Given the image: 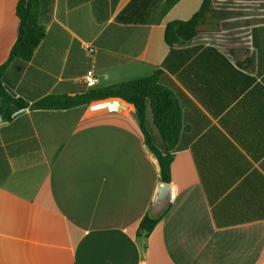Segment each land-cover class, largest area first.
I'll list each match as a JSON object with an SVG mask.
<instances>
[{
    "label": "crops",
    "instance_id": "crops-1",
    "mask_svg": "<svg viewBox=\"0 0 264 264\" xmlns=\"http://www.w3.org/2000/svg\"><path fill=\"white\" fill-rule=\"evenodd\" d=\"M18 1L0 0V67ZM203 2L39 0L45 38L30 61L9 63L3 84L32 105L149 78L170 54L167 25ZM242 7L205 27L238 39L203 44V34L179 50L202 49L163 70L183 149L171 165L175 199L149 235L139 226L160 178L131 114L26 109L0 125V264H264V4Z\"/></svg>",
    "mask_w": 264,
    "mask_h": 264
},
{
    "label": "trees",
    "instance_id": "trees-1",
    "mask_svg": "<svg viewBox=\"0 0 264 264\" xmlns=\"http://www.w3.org/2000/svg\"><path fill=\"white\" fill-rule=\"evenodd\" d=\"M228 8H217L212 0H204L200 10L188 21H174L165 29V43L170 54L162 67L156 68L149 78L124 82L108 87L92 89L87 93L67 96L52 95L29 105L21 98L8 93L4 84V72L11 61L20 59L30 61L38 46L45 38L46 30L39 19V0H19L16 16L19 19V32L10 51L8 61L0 67V125L10 122L13 116L23 109L30 110H69L76 107H89L93 103L119 99L131 105L138 118L144 143L157 156L162 182L171 183V165L175 155L183 149L181 143L183 115L173 89L167 85L164 69L175 54L183 52L191 57L203 48L196 45L188 50H179L206 33L211 19L222 15H239ZM249 14V13H247ZM259 68L264 73V50H256ZM160 219H151L149 214L143 218L139 232L149 235Z\"/></svg>",
    "mask_w": 264,
    "mask_h": 264
},
{
    "label": "water",
    "instance_id": "water-1",
    "mask_svg": "<svg viewBox=\"0 0 264 264\" xmlns=\"http://www.w3.org/2000/svg\"><path fill=\"white\" fill-rule=\"evenodd\" d=\"M5 88L13 97L16 95L10 88L6 86ZM25 111L26 109H23L15 115ZM125 112H130L131 116L138 122L135 112L130 110V105L119 99L106 100L92 104L88 108L87 117L92 118L111 113L123 114ZM143 148L149 155L150 161L154 164L160 178V182L156 185L148 214L151 219H160L168 211L171 204L173 203L176 196V189L172 183L161 181L162 171L157 156L147 145H144Z\"/></svg>",
    "mask_w": 264,
    "mask_h": 264
},
{
    "label": "rangeland",
    "instance_id": "rangeland-1",
    "mask_svg": "<svg viewBox=\"0 0 264 264\" xmlns=\"http://www.w3.org/2000/svg\"><path fill=\"white\" fill-rule=\"evenodd\" d=\"M264 0H222L220 2H217L216 7L217 8H232V9H238V8H243L242 6H246L248 9H251V12H255V10H258L261 8V5H263ZM210 21H213L211 19ZM236 32L234 33H224V31L220 28H216L214 26L207 27L206 28V33L204 35H207L208 40L207 41H200L203 44L205 43H217L225 45L228 39H238V36H235ZM229 34H235L232 36H229ZM203 35V34H202ZM201 35V36H202ZM130 110L134 111V108L131 106ZM128 116H130V113H126Z\"/></svg>",
    "mask_w": 264,
    "mask_h": 264
},
{
    "label": "built area",
    "instance_id": "built-area-1",
    "mask_svg": "<svg viewBox=\"0 0 264 264\" xmlns=\"http://www.w3.org/2000/svg\"><path fill=\"white\" fill-rule=\"evenodd\" d=\"M85 82L89 88H94L99 84V78L93 73V71H89L85 76Z\"/></svg>",
    "mask_w": 264,
    "mask_h": 264
}]
</instances>
